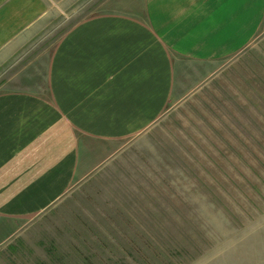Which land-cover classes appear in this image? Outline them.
Wrapping results in <instances>:
<instances>
[{
	"label": "rangeland",
	"instance_id": "rangeland-1",
	"mask_svg": "<svg viewBox=\"0 0 264 264\" xmlns=\"http://www.w3.org/2000/svg\"><path fill=\"white\" fill-rule=\"evenodd\" d=\"M53 14L0 69L26 75L70 25ZM109 8V9H108ZM47 39V40H46ZM6 85V86H10ZM0 264H264V32L0 247Z\"/></svg>",
	"mask_w": 264,
	"mask_h": 264
},
{
	"label": "crops",
	"instance_id": "crops-1",
	"mask_svg": "<svg viewBox=\"0 0 264 264\" xmlns=\"http://www.w3.org/2000/svg\"><path fill=\"white\" fill-rule=\"evenodd\" d=\"M78 1L0 0V69ZM117 1L1 79L0 247L264 32V0Z\"/></svg>",
	"mask_w": 264,
	"mask_h": 264
}]
</instances>
